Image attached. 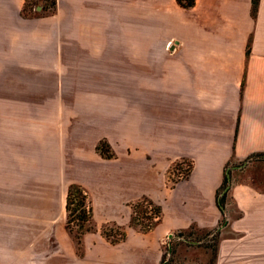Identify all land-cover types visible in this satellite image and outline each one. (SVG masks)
<instances>
[{"label": "crops", "instance_id": "1", "mask_svg": "<svg viewBox=\"0 0 264 264\" xmlns=\"http://www.w3.org/2000/svg\"><path fill=\"white\" fill-rule=\"evenodd\" d=\"M24 2L0 0V264H160L146 235L216 228L228 164L234 215L216 253L264 264V187L234 176L263 159L264 0L254 15L252 0H56L46 15ZM181 160L188 176L167 188ZM70 184L92 206L80 244L66 227ZM140 197L162 210L148 232L130 226ZM243 221L260 230L255 248L229 236Z\"/></svg>", "mask_w": 264, "mask_h": 264}, {"label": "rangeland", "instance_id": "2", "mask_svg": "<svg viewBox=\"0 0 264 264\" xmlns=\"http://www.w3.org/2000/svg\"><path fill=\"white\" fill-rule=\"evenodd\" d=\"M36 4L42 6L41 0H36ZM33 3L31 1L28 2L26 9L24 10L25 14H39V15H46L52 10H40V11H33L31 10L30 6ZM1 92L2 86H0V107H1ZM241 167L239 170L234 173L241 175L242 177H248L249 179H253L254 186L258 185L259 187H264V159L259 160V162L253 163L251 165H244L243 163L240 164ZM170 176V177H169ZM168 177L171 179V175ZM230 178V185L233 183V178L231 177V172L229 173ZM235 180V179H234ZM173 181L174 178H173ZM167 188L173 187L174 184L171 180H167L166 182ZM132 208V207H131ZM225 218L232 219L233 213H231L230 207H226ZM143 210V209H142ZM238 213L236 216L238 217ZM132 216V215H131ZM146 216H152L150 212L143 213L140 209V212L134 214V220L130 219V226L140 230V227L137 223L148 222L149 220L146 219ZM85 226L90 225V223H85ZM154 224L152 228L155 226ZM243 228L241 232L231 233L229 234L230 237H235L238 241L237 245L240 246V249H251L252 247H256V244L261 241L257 233L258 229H253L248 227V223L243 221L242 223ZM151 228V229H152ZM232 227H230L231 230ZM74 229H77V226H74ZM106 230L107 232L111 233V238H118L120 237L119 232H124V229L113 225V224H106L103 226L102 230ZM150 229V230H151ZM149 230V231H150ZM141 231V230H140ZM144 232V231H143ZM148 232V231H146ZM184 237L186 241L176 240L174 236H176L177 231H172L166 233L165 236L159 238L158 241L155 240L156 233L149 232L146 236L152 237L154 239L153 244L157 247L162 255L164 254L163 261L160 264H220L223 261L225 263L231 264H256L257 257L255 254H244L241 256H236L235 254H230L226 258L222 259L220 255L217 253L212 255V251L210 246L214 243V236L213 234H207V232L196 233L193 229L190 233L189 229L185 231ZM241 233V234H240ZM170 234V238L168 239L167 236ZM254 245V246H253ZM154 252V251H153ZM247 262V263H246Z\"/></svg>", "mask_w": 264, "mask_h": 264}, {"label": "trees", "instance_id": "3", "mask_svg": "<svg viewBox=\"0 0 264 264\" xmlns=\"http://www.w3.org/2000/svg\"><path fill=\"white\" fill-rule=\"evenodd\" d=\"M31 1L33 4L36 3V0H25L23 6V13L25 14L24 10L28 5V2ZM42 2V10H53L56 6V0H41ZM176 2L184 8H191L195 4V0H176ZM258 6V0H252V7H251V14L254 15ZM96 151L103 157V158H112L113 153L110 149L108 142L105 139H100L96 145ZM255 157L263 158L264 153H258ZM229 165V164H228ZM228 165H226V173L224 175L223 182L220 188L217 191L216 202L218 208L222 213V218L219 221V224L216 228L212 231L207 232V234H213L214 243L210 246L212 254H216L217 250V241L218 236L220 233V227L226 224L225 218V208H226V200H227V191L229 189L228 185V178L230 171L227 170ZM221 193V196L219 195ZM132 207V216L131 220H134V214L140 212V209L143 213L150 212L152 216H146L148 222L137 223L140 227L141 231H149L154 224H157L161 220V206L157 203L153 202L151 199L147 197H140L131 203ZM143 209V210H142ZM65 211H66V227L68 230L73 234L76 242L80 244V239L82 234L92 229V225L85 226V223H90L92 217V206L90 201L88 200V195L85 190L78 184H70L68 186L66 198H65ZM74 226H77V229H74ZM193 226L189 228L190 233L192 232ZM103 235L111 242L117 243L125 238L124 232H119L120 237L118 238H111V233L107 232L106 230H102ZM178 234H184L185 231L179 230L177 231ZM164 254L162 255L160 263L163 261Z\"/></svg>", "mask_w": 264, "mask_h": 264}, {"label": "built area", "instance_id": "4", "mask_svg": "<svg viewBox=\"0 0 264 264\" xmlns=\"http://www.w3.org/2000/svg\"><path fill=\"white\" fill-rule=\"evenodd\" d=\"M30 8L33 11L42 10V6L37 5L36 3L32 4ZM165 47L168 51H174L175 43L173 42V40H169L168 42H166ZM189 170H190V164L186 162V160H181L178 163L174 164L169 174L171 175V179L169 178L170 176L168 177V179L171 180L173 184H175L176 182L185 179L188 176ZM227 170L229 171L231 170L230 165H228ZM173 178L175 181H173ZM228 185H230V178H228ZM219 195L221 196V193ZM174 237L176 240L186 241L184 234L176 233V236ZM167 238L168 239L170 238V234L167 236Z\"/></svg>", "mask_w": 264, "mask_h": 264}]
</instances>
